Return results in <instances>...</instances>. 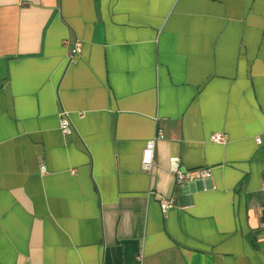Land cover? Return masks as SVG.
I'll return each instance as SVG.
<instances>
[{
    "label": "crops",
    "instance_id": "crops-1",
    "mask_svg": "<svg viewBox=\"0 0 264 264\" xmlns=\"http://www.w3.org/2000/svg\"><path fill=\"white\" fill-rule=\"evenodd\" d=\"M263 178L264 0H0V264H264Z\"/></svg>",
    "mask_w": 264,
    "mask_h": 264
},
{
    "label": "built area",
    "instance_id": "built-area-1",
    "mask_svg": "<svg viewBox=\"0 0 264 264\" xmlns=\"http://www.w3.org/2000/svg\"><path fill=\"white\" fill-rule=\"evenodd\" d=\"M80 51H81V43L76 42L74 52L75 54H78L80 53ZM59 128L64 135H70L72 133L71 123L68 118V114L65 111H62L59 113ZM161 136H162L161 131L157 130V133L155 134V136L149 139L145 143V149L143 150L142 158H141V168L143 170L150 169L151 164H152V157H153V150L155 147V142ZM210 140L218 144H224L227 141V135L222 132H215L210 137ZM256 140L258 143H260L259 138H257ZM40 170L41 172H44L45 166L41 165ZM170 171L175 176V180L177 183H182V182L193 183L196 180L207 179L211 175V170L208 167H200V168H195V169L183 168L181 165L180 158L178 156H172L170 158ZM260 191H261V194L264 196V178L261 181ZM170 207H171V201L166 198H161L160 200L161 211L164 213ZM262 230L264 233V223L262 224Z\"/></svg>",
    "mask_w": 264,
    "mask_h": 264
}]
</instances>
